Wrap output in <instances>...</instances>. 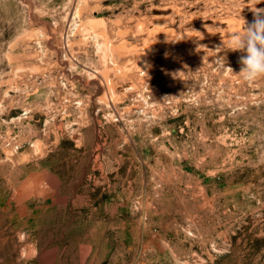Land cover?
<instances>
[{
	"label": "rangeland",
	"instance_id": "374dc122",
	"mask_svg": "<svg viewBox=\"0 0 264 264\" xmlns=\"http://www.w3.org/2000/svg\"><path fill=\"white\" fill-rule=\"evenodd\" d=\"M255 5L0 0V264H264Z\"/></svg>",
	"mask_w": 264,
	"mask_h": 264
},
{
	"label": "clouds",
	"instance_id": "9594fccd",
	"mask_svg": "<svg viewBox=\"0 0 264 264\" xmlns=\"http://www.w3.org/2000/svg\"><path fill=\"white\" fill-rule=\"evenodd\" d=\"M261 2L264 0H259V3ZM251 10L254 14L253 21L251 23L245 21L242 31L232 33L227 46L229 51L242 53L239 59L241 69L237 75L249 85L264 78V9L256 8L255 5ZM202 48L203 45H198L197 51ZM221 66H225L223 62ZM227 69L233 71L230 67Z\"/></svg>",
	"mask_w": 264,
	"mask_h": 264
},
{
	"label": "bare ground",
	"instance_id": "6f19581e",
	"mask_svg": "<svg viewBox=\"0 0 264 264\" xmlns=\"http://www.w3.org/2000/svg\"><path fill=\"white\" fill-rule=\"evenodd\" d=\"M82 11H83V7H77L76 10H75V14H76V18L77 17H80L81 14H82ZM168 17V16H167ZM169 18V17H168ZM165 21H166V18H165ZM168 31V30H167ZM171 32V31H170ZM173 33V32H171Z\"/></svg>",
	"mask_w": 264,
	"mask_h": 264
},
{
	"label": "built area",
	"instance_id": "2783aa9c",
	"mask_svg": "<svg viewBox=\"0 0 264 264\" xmlns=\"http://www.w3.org/2000/svg\"><path fill=\"white\" fill-rule=\"evenodd\" d=\"M146 87H147V85H146ZM146 101H147V102H151V101H152V99H151V94H150L149 92H147V98H146Z\"/></svg>",
	"mask_w": 264,
	"mask_h": 264
}]
</instances>
